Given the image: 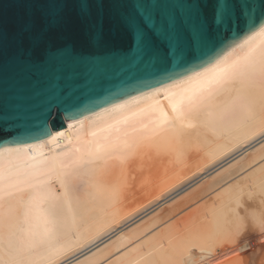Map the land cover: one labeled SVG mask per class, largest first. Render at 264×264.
<instances>
[{"label": "bare ground", "instance_id": "1", "mask_svg": "<svg viewBox=\"0 0 264 264\" xmlns=\"http://www.w3.org/2000/svg\"><path fill=\"white\" fill-rule=\"evenodd\" d=\"M250 220L264 232V23L189 74L0 147V264H249Z\"/></svg>", "mask_w": 264, "mask_h": 264}, {"label": "water", "instance_id": "2", "mask_svg": "<svg viewBox=\"0 0 264 264\" xmlns=\"http://www.w3.org/2000/svg\"><path fill=\"white\" fill-rule=\"evenodd\" d=\"M263 23L264 0H0V147L189 74Z\"/></svg>", "mask_w": 264, "mask_h": 264}, {"label": "rangeland", "instance_id": "3", "mask_svg": "<svg viewBox=\"0 0 264 264\" xmlns=\"http://www.w3.org/2000/svg\"><path fill=\"white\" fill-rule=\"evenodd\" d=\"M255 145H256V143H254ZM254 144H253V146H254ZM251 147H252V145H251ZM243 151H241V152H239L238 154L240 155V153H242ZM247 153V152H246ZM238 154H236L234 157H236V156H238ZM221 166V165H220ZM219 167V166H218ZM218 167H216V168H214V169H212L210 172H213L214 170H216ZM201 178H198V179H196L193 183H191V184H189L186 188H188V187H190L191 185H193L194 183H196V182H198L199 180H200ZM185 189V188H184ZM155 208V207H154ZM153 208V209H154ZM251 222V223H250ZM250 222H248V223H250L249 225H251V226H249L248 224V226H249V229L250 228H252V229H250L249 231H251V239L252 240H254V243H252L251 244V250H248L246 253H247V256L246 257H253V256H255V257H253L254 259H255V262H254V260H253V262L252 261H249L250 263H252V264H257V263H259V262H257V261H259L261 258H262V261L260 260V263L261 264H264V259H263V256H264V240H262V239H264L263 237H264V232L263 231H260L259 229H260V225H259V227L257 226V225H255L254 226V224H253V226H252V223H254V222H252L251 220H250ZM254 228V229H253ZM256 228H258V230L256 229ZM253 230V231H252ZM259 231V232H258ZM260 234V235H259ZM261 234H262V238H260L261 237ZM259 240H261V241H259ZM258 248V249H257ZM255 249V250H254ZM256 249H257V251L259 252H257L256 251ZM263 250V251H262ZM250 251V252H249ZM255 251H256V254L258 253V255H256L255 254ZM253 252H254V254L255 255H251V254H253ZM263 252V253H262ZM251 253V254H250ZM250 255V256H249ZM262 255V256H261ZM259 258V259H258ZM249 260V259H248ZM250 260H252V258L250 259ZM249 263V264H250ZM259 263V264H260Z\"/></svg>", "mask_w": 264, "mask_h": 264}, {"label": "snow or ice", "instance_id": "4", "mask_svg": "<svg viewBox=\"0 0 264 264\" xmlns=\"http://www.w3.org/2000/svg\"><path fill=\"white\" fill-rule=\"evenodd\" d=\"M140 38L141 39H147V35L144 34L143 32L140 33Z\"/></svg>", "mask_w": 264, "mask_h": 264}]
</instances>
